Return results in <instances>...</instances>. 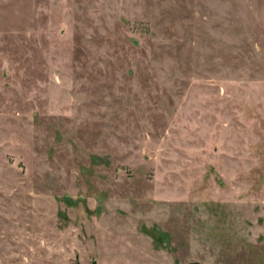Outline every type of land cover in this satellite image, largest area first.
I'll use <instances>...</instances> for the list:
<instances>
[{
  "label": "rangeland",
  "instance_id": "374dc122",
  "mask_svg": "<svg viewBox=\"0 0 264 264\" xmlns=\"http://www.w3.org/2000/svg\"><path fill=\"white\" fill-rule=\"evenodd\" d=\"M264 264V0H0V264Z\"/></svg>",
  "mask_w": 264,
  "mask_h": 264
},
{
  "label": "water",
  "instance_id": "95a60500",
  "mask_svg": "<svg viewBox=\"0 0 264 264\" xmlns=\"http://www.w3.org/2000/svg\"><path fill=\"white\" fill-rule=\"evenodd\" d=\"M91 264H97V263H96V261H92V263H91Z\"/></svg>",
  "mask_w": 264,
  "mask_h": 264
}]
</instances>
